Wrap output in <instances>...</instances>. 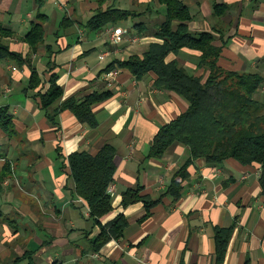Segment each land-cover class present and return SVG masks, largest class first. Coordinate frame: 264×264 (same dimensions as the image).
Here are the masks:
<instances>
[{
    "label": "crops",
    "instance_id": "crops-1",
    "mask_svg": "<svg viewBox=\"0 0 264 264\" xmlns=\"http://www.w3.org/2000/svg\"><path fill=\"white\" fill-rule=\"evenodd\" d=\"M182 2L192 15L188 24L191 31L212 32L217 44L220 36L228 39L218 60L221 67L264 75V0ZM215 4L226 9L218 13ZM108 6L130 15L101 31L84 26L96 10ZM130 19L134 30L119 24ZM164 19L165 6L158 0H0V25L13 32L8 40L10 50L26 56L30 46L22 38L32 21H42L45 42L32 54V62L42 77L43 91L49 86L50 74L57 73L63 88L57 106L74 95L80 99L93 91H112V96L93 106L95 127L80 122L69 110H62L52 124L40 107L39 97L33 95L37 89L27 88L30 68L9 60L0 63V107L9 108L15 130L9 138L0 129V143L6 150V154L0 151V172L6 168L8 172L0 180V193L32 218L36 231L41 228L49 235L47 239L36 237L38 247L25 250L24 257L36 253L32 264H37V259L50 260L51 264H90L87 257L97 264H214L215 227H232L220 264H264V195L259 164L243 165L229 158L222 165L211 166L197 159L188 166L187 178L177 177L180 196L174 199L165 194L188 158V149L174 144L163 157L156 158L149 156L150 148L159 128L183 113L188 103L156 87L153 72L141 78L122 68L103 72L112 61L131 55L142 57L150 43L161 42L155 32ZM115 27L126 31L119 44L109 39ZM199 55L183 48L166 60H176L205 80L207 72L199 64ZM111 72L116 74L109 76ZM254 98L264 103V84ZM104 144L114 147L116 170L110 192L113 208L101 222L122 213L127 226L122 237L109 240L95 252L90 240L98 226L68 182V156L77 150L95 154ZM136 187L141 195L159 199L147 215L141 201L121 205L123 192ZM32 198L38 199L35 205Z\"/></svg>",
    "mask_w": 264,
    "mask_h": 264
},
{
    "label": "trees",
    "instance_id": "trees-1",
    "mask_svg": "<svg viewBox=\"0 0 264 264\" xmlns=\"http://www.w3.org/2000/svg\"><path fill=\"white\" fill-rule=\"evenodd\" d=\"M158 1L165 6V19L155 32L161 42L150 43L142 57L131 55L122 61H112L103 72L122 68L129 70L136 78L153 72L156 75V87L173 92L188 103L183 113L159 128L150 148L149 156L156 158L163 157L174 144H183L188 149V158L174 174L165 194L174 199L180 196L181 186L177 177L182 180L187 178V168L195 160L203 159L208 165L218 166L232 158L243 165L259 164V183L261 194L264 195V103L254 98L256 90L264 84V75L258 71L240 72L221 67L218 60L228 39L220 36V44H217L218 38L212 32L191 31L188 24L192 15L182 0ZM214 8L218 13L226 9L219 4H215ZM129 15L130 12L126 10L108 6L105 10H96L84 26L92 31H101ZM12 37L11 29L0 25V63L9 60L30 68L27 88L37 89L33 95L39 97L40 107L48 120L56 124L57 115L62 110H69L80 122L95 127L97 120L93 106L112 96V91H93L80 99L74 95L57 106L63 95L57 73L50 74L49 86L43 91L42 77L32 62V54L45 42L42 21H32L30 30L22 38L30 46L26 56L10 50L8 40ZM183 48L200 53L199 64L207 72L205 80L176 60H166L170 53ZM12 119L9 108L0 107V129L9 138L15 133ZM114 157L115 150L110 144H104L95 154L77 150L68 156V182L88 207L91 221L98 226L96 236L90 240L91 249L95 252L109 240L122 237L127 226V218L122 213L104 224L101 222V218L113 208L109 187L116 170ZM7 175L6 168L0 172V180H4ZM139 201L143 202L147 215L159 199L153 200L141 195L140 187L129 188L122 194L121 205L126 207ZM231 233L232 227H215L214 264L224 260Z\"/></svg>",
    "mask_w": 264,
    "mask_h": 264
},
{
    "label": "rangeland",
    "instance_id": "rangeland-1",
    "mask_svg": "<svg viewBox=\"0 0 264 264\" xmlns=\"http://www.w3.org/2000/svg\"><path fill=\"white\" fill-rule=\"evenodd\" d=\"M147 4L149 5V2ZM150 4L153 3L150 2ZM162 8L164 11V7ZM158 10L160 9L158 8ZM159 12V15H163L161 10ZM148 17V14H146L144 17L146 20L144 22L146 24L148 22ZM158 18H160V16H158ZM153 23L155 22L152 21L151 24ZM119 24L123 27H129L131 28V30H134L133 22L131 21V19L129 21H120ZM3 145L4 143H0V151L6 154V150L2 148ZM4 195L5 193H0V203L3 204L0 205V264H32L31 258H35L36 253L34 254V256L31 254H27L25 257L21 256L25 255V250H31L38 247L36 237L47 239L49 235L46 230H42L41 228L40 230L37 229L36 231V224L33 223L32 218L18 211V209L12 206V203L9 202V200L4 197ZM37 201V198H32L33 203ZM33 205H35V203ZM9 224L11 225V227H9ZM6 242L9 243L5 244ZM46 248L48 251L51 249L50 247ZM48 251L46 253H43L42 258L45 259V254H47ZM17 257L19 258V260ZM87 259L90 264H97L98 262L89 257H87ZM76 260V263H78L80 258L78 257ZM49 261L50 260L46 261L37 259L36 263L51 264Z\"/></svg>",
    "mask_w": 264,
    "mask_h": 264
},
{
    "label": "built area",
    "instance_id": "built-area-1",
    "mask_svg": "<svg viewBox=\"0 0 264 264\" xmlns=\"http://www.w3.org/2000/svg\"><path fill=\"white\" fill-rule=\"evenodd\" d=\"M126 33V31L124 29H122L121 27H115L109 35V39L110 42L113 44H119L122 40H123V36ZM116 74V72H111L108 75L109 76H114ZM113 190V186L110 185L109 187V192H111Z\"/></svg>",
    "mask_w": 264,
    "mask_h": 264
}]
</instances>
